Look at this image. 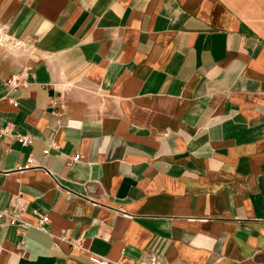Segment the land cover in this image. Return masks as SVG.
Masks as SVG:
<instances>
[{
  "label": "crops",
  "instance_id": "crops-1",
  "mask_svg": "<svg viewBox=\"0 0 264 264\" xmlns=\"http://www.w3.org/2000/svg\"><path fill=\"white\" fill-rule=\"evenodd\" d=\"M0 31L31 136L0 134V206L49 217L1 219L0 264H264V0H0Z\"/></svg>",
  "mask_w": 264,
  "mask_h": 264
},
{
  "label": "built area",
  "instance_id": "built-area-1",
  "mask_svg": "<svg viewBox=\"0 0 264 264\" xmlns=\"http://www.w3.org/2000/svg\"><path fill=\"white\" fill-rule=\"evenodd\" d=\"M2 38V32L0 31V40ZM32 66L31 65H24L21 66V69L18 73L13 74L7 81L6 84L9 86L10 89H15L18 86H27V76L31 74ZM8 101L12 105H17V100L14 97L7 96ZM11 125H6L3 128H0V134H8L15 138L17 142L21 145L26 146L31 141V136L28 134H11ZM48 153V150L44 151ZM80 158V155H75L72 159L77 160ZM35 162L31 155L27 157L25 162L21 164L19 170H27L34 167ZM26 211V203L23 202L19 195H15L12 197L9 206L1 207L0 206V220L2 219L5 224L17 226V227H35L38 230L46 231V224L49 221L48 215H40L38 221L36 223H30L25 220L24 215ZM34 213L37 214L35 211ZM59 239L63 240L65 237L63 235L58 237ZM90 259L97 263V264H160V258L155 255H146L143 258H138L135 262L130 261H122V262H108L103 258L91 256Z\"/></svg>",
  "mask_w": 264,
  "mask_h": 264
}]
</instances>
